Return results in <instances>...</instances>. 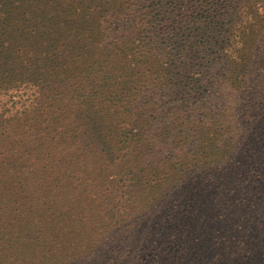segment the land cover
Returning <instances> with one entry per match:
<instances>
[{"label": "trees", "instance_id": "1", "mask_svg": "<svg viewBox=\"0 0 264 264\" xmlns=\"http://www.w3.org/2000/svg\"><path fill=\"white\" fill-rule=\"evenodd\" d=\"M14 83L0 264H264V0H0Z\"/></svg>", "mask_w": 264, "mask_h": 264}, {"label": "rangeland", "instance_id": "2", "mask_svg": "<svg viewBox=\"0 0 264 264\" xmlns=\"http://www.w3.org/2000/svg\"><path fill=\"white\" fill-rule=\"evenodd\" d=\"M40 98H44V92L39 85L34 83L16 85V83H14L12 86L0 91V114L6 117H11L19 112L22 113L28 107L30 109L33 108ZM210 98H213L212 95H209L207 100ZM45 106L46 105H43L40 109L43 110ZM26 160H22V162ZM59 172V170H56L55 173ZM17 175V173H12V178L17 180ZM9 178V171L0 170V183H7ZM43 185L52 186L58 184H55L54 180H50ZM90 250L91 253L95 251L93 248Z\"/></svg>", "mask_w": 264, "mask_h": 264}]
</instances>
